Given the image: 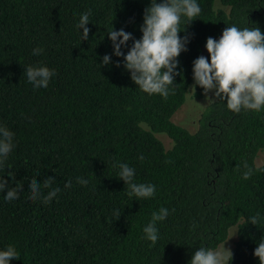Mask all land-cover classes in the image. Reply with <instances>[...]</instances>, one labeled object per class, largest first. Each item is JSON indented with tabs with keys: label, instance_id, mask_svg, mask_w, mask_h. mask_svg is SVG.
Segmentation results:
<instances>
[{
	"label": "trees",
	"instance_id": "16d2710c",
	"mask_svg": "<svg viewBox=\"0 0 264 264\" xmlns=\"http://www.w3.org/2000/svg\"><path fill=\"white\" fill-rule=\"evenodd\" d=\"M196 2L200 15L190 24L182 16L179 25L190 41L177 58L183 77L164 98L138 88L107 35L115 28L140 39L151 0H0V127L14 133L0 181L19 191L12 201L0 191V250L12 245L20 256L10 264H189L199 248L222 252L224 245L232 253L225 264H260L254 251L264 238V164L256 159L264 108L234 113L210 100L195 130L174 116L190 95H204L198 85L192 90L193 61L203 55L210 62L207 38L218 41L233 25L264 33V0ZM89 10L83 40L77 24ZM132 44L122 47L125 55ZM38 47L43 52L33 55ZM106 54L112 62L103 66ZM29 65L54 70L46 88L27 80ZM245 162L253 169L248 180ZM119 163L135 169L134 182L155 185L154 196L130 198ZM47 177L55 178L51 188L43 186ZM34 178L41 184L35 200ZM54 188L60 192L45 203ZM161 207L169 215L157 222L153 243L143 228Z\"/></svg>",
	"mask_w": 264,
	"mask_h": 264
},
{
	"label": "clouds",
	"instance_id": "9594fccd",
	"mask_svg": "<svg viewBox=\"0 0 264 264\" xmlns=\"http://www.w3.org/2000/svg\"><path fill=\"white\" fill-rule=\"evenodd\" d=\"M201 8L196 0H151L150 6L144 9V23L140 28L142 37L135 39L132 33L115 28L108 32L111 39L114 55L123 57L124 68L131 73V80L138 88L149 95L160 94L167 98L170 87H174L176 76L183 77V71H177L179 67L178 57L181 52L188 51L189 36H179L181 17H187L189 24L201 13ZM91 10L81 15L77 24L78 29H83V40H88L90 29L87 27ZM186 32V30H184ZM133 44L127 54L122 47H127L128 42ZM206 49L209 59L203 55L193 61V79L195 81L192 90L198 85L204 90V94L215 92L216 99L212 101H224L227 108L234 113L241 110L260 111L264 108V33L259 27L239 29L233 25L223 30L221 38L217 41L212 37L207 38ZM42 48L33 49V55H40ZM111 55L103 56V66L111 63ZM117 67L120 63L117 62ZM27 80L35 89L46 88L50 79L55 75L54 70L46 66L26 67L24 73ZM14 133L6 127H0V163L6 160L12 151ZM144 159L143 156L140 157ZM117 167V165H113ZM118 179L124 181L127 195L137 199H146L154 196L156 186L153 184L134 182L135 169L128 164L119 163ZM242 178L248 180L253 175V169L247 164ZM55 178L47 177L43 186L51 188ZM77 182L83 185L88 180L78 177ZM72 186L71 180L65 184L66 188ZM31 189L30 199H37L40 195L41 184L37 179H32L29 185ZM7 189L5 199L12 201L19 198L17 188L9 187L8 181H0V191ZM60 192L54 188L45 196L44 202L49 203ZM169 215L167 208L161 207L152 213L151 221L143 228L146 239L155 243L158 240L157 222L163 221ZM260 221L259 214L250 217V223L257 225ZM229 251V250H228ZM231 253V252H230ZM255 257L264 264V238L258 242L254 251ZM232 256V253H231ZM227 257L220 251L201 247L196 250L189 264H224ZM20 260L19 253L14 246L9 245L5 250H0V264H10L11 261Z\"/></svg>",
	"mask_w": 264,
	"mask_h": 264
},
{
	"label": "rangeland",
	"instance_id": "374dc122",
	"mask_svg": "<svg viewBox=\"0 0 264 264\" xmlns=\"http://www.w3.org/2000/svg\"><path fill=\"white\" fill-rule=\"evenodd\" d=\"M211 95H212V92L208 94V97H211ZM208 97H206L205 94L201 98L193 97L192 95H190L184 107L175 114L174 120L177 122H180L181 124L186 125L191 130H195L197 127L198 120L200 116L202 115L203 110L205 109L208 102L210 101V99L208 100ZM162 138H164V136ZM164 139H165L166 145L170 147L171 145L170 140L167 138H164ZM256 164L257 165L264 164V150L259 153L256 159ZM235 232H236L235 230L231 232L230 238L235 236ZM228 244H229V247L231 248L232 242L230 241ZM228 250H229L228 246L225 247V245L221 249L222 253L226 257H228V254L230 252V250L229 252ZM226 262H227V259H226ZM224 264H225V261H224Z\"/></svg>",
	"mask_w": 264,
	"mask_h": 264
}]
</instances>
